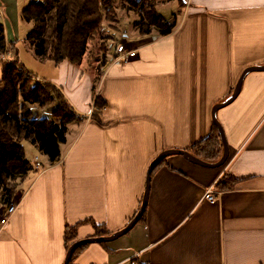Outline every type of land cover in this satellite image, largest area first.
<instances>
[{
	"label": "crops",
	"instance_id": "obj_1",
	"mask_svg": "<svg viewBox=\"0 0 264 264\" xmlns=\"http://www.w3.org/2000/svg\"><path fill=\"white\" fill-rule=\"evenodd\" d=\"M17 1L0 0L4 19L16 20ZM172 2L173 32L127 36L137 49L129 62L100 66L98 76L86 75L85 62L53 63L38 78L82 120L67 127L59 159L42 157L44 169L21 183L17 210L0 228V264H64L65 232L75 231L76 243L125 228L154 159L206 138L214 106L228 101L244 70L264 67V0ZM96 80L106 104L99 121L91 117ZM241 85L214 114L227 161L207 168L164 158L151 172L143 220L114 241L85 245L70 264H264V71L247 72ZM223 177L236 180L230 190L216 188ZM211 187L213 203L203 199Z\"/></svg>",
	"mask_w": 264,
	"mask_h": 264
},
{
	"label": "trees",
	"instance_id": "obj_2",
	"mask_svg": "<svg viewBox=\"0 0 264 264\" xmlns=\"http://www.w3.org/2000/svg\"><path fill=\"white\" fill-rule=\"evenodd\" d=\"M165 1L170 0H43L28 3L21 17L32 27L26 39L38 60L54 65L64 62L79 65L88 54V43L100 37L103 21L113 20L114 4H118L120 9L141 10V19L135 24L139 35H150L154 31L161 37L171 34L175 21L167 22L156 10L157 4ZM176 2L179 9L185 4L184 0ZM13 47L14 43L6 41L4 26L0 23V210L16 201L18 184L39 171L27 161L22 144L31 145L46 157L48 163L54 164L60 157V145L66 141L67 127L82 120L57 87L32 76L16 60H4ZM96 86L97 80L92 87L94 96ZM93 105L95 111L91 117L99 121L106 104L97 95ZM28 106L46 109L47 115L41 118ZM211 129L206 138L187 151L200 160L215 164L221 159L223 145L215 124ZM235 181L223 177L216 188L230 190ZM144 213L139 221L143 220ZM74 233L73 230L65 232L67 251L75 243ZM104 235L96 232L95 236ZM84 246L77 247L70 263Z\"/></svg>",
	"mask_w": 264,
	"mask_h": 264
},
{
	"label": "rangeland",
	"instance_id": "obj_3",
	"mask_svg": "<svg viewBox=\"0 0 264 264\" xmlns=\"http://www.w3.org/2000/svg\"><path fill=\"white\" fill-rule=\"evenodd\" d=\"M43 0H18L17 1V8L18 14L15 18H13L12 14L8 15V19H4L5 17L2 16V12L0 9V23L4 26L6 25V36H8L12 41H6L8 43H14V47L9 55L4 56L5 61H10L12 59L16 60L26 72H29L32 76L36 78H40L41 75H48L51 70V66L53 63L49 61H40L38 60L32 51L29 49L28 42H27V33L31 30V25L23 22L21 18V12L25 9V6L30 3H39ZM172 0L159 2L157 4L156 10L157 12L168 22H172V15L174 14L175 5ZM114 17L113 20L108 21L104 20L101 25L100 30V37L97 38L95 41L88 43V54L83 57L81 62H85V73L86 75H100V66H107L105 65V61L109 60V56L111 53L106 54L108 43L113 42H121L120 39L122 36L126 35L129 38H133L139 35L137 32V28L135 24L139 22L141 19V10L130 9L129 7H125L124 9H120L118 4H114ZM4 22L6 24H4ZM5 36V32H4ZM115 43L113 44V46ZM126 46L132 49L131 44H126ZM107 55V56H106ZM47 64V65H44ZM50 66V67H49ZM33 111V113H37L41 118L46 116V109L41 110L35 106H28ZM78 122V121H77ZM23 149L25 150V156L29 163L32 162L33 157H38L39 161L41 162L42 156L35 150L32 146L27 143L22 144ZM20 187V183L18 184L16 197L18 196V189ZM15 197V198H16ZM17 199V198H16Z\"/></svg>",
	"mask_w": 264,
	"mask_h": 264
},
{
	"label": "water",
	"instance_id": "obj_4",
	"mask_svg": "<svg viewBox=\"0 0 264 264\" xmlns=\"http://www.w3.org/2000/svg\"><path fill=\"white\" fill-rule=\"evenodd\" d=\"M255 70L264 71V67H255V68H249L247 70H244L243 74L241 75L239 81L236 84V87H235L232 95H230V97L228 98V101L224 102L223 104H218V105L214 106V109L211 112L213 122L219 131L221 143L223 145V152L221 155V159L218 162H216L215 164H210V163H207L203 160H200V159L194 157L188 151L186 152V151H182V150H172V151H164V152L160 153L158 155V157H156L154 159V161L149 165V167L147 169L145 193H144L142 201H141L142 204H141L139 210L133 216L134 218L132 219V221L125 228L118 231V233H115V234H112L109 236H104V237H93V238H90L88 240L76 241V243H73L69 247V250L67 251L64 262H63L64 264L70 263L69 261L71 259V256L74 254L77 247L82 246V245H87L90 243L105 244L106 242L114 241V240L118 239L120 236L127 234L132 229V227L139 222L141 216L143 215V213L146 209V205H147L146 201H147L149 191H150L149 186H150L151 172L153 171V169L155 167H157L159 165V163L162 160H164V158L169 157V156H173V155H179V156L185 158L186 160H189L190 162L194 163L195 165H198L200 167L203 166V167H207V168L220 167L227 161V159H228V145H227L226 140H225L223 129L221 128L220 124H218V122L216 121L214 114L216 113L217 110L227 107L230 103H232L234 101V99L238 96V94L241 90V86H242L241 82H242L243 76L247 72H251V71H255Z\"/></svg>",
	"mask_w": 264,
	"mask_h": 264
},
{
	"label": "built area",
	"instance_id": "obj_5",
	"mask_svg": "<svg viewBox=\"0 0 264 264\" xmlns=\"http://www.w3.org/2000/svg\"><path fill=\"white\" fill-rule=\"evenodd\" d=\"M126 35L122 36L120 39L121 42H113L108 43L106 45L107 50L106 54L111 53L109 56V60H106L105 65L112 66V64L116 63H126L129 62V60L134 59L137 57V49H130L126 46L128 42L126 41ZM115 45L113 46V44ZM109 52V53H108ZM107 56V55H106ZM31 164H33L34 168L37 170H43L44 166L39 161L38 157H33ZM219 195V192L215 191L213 187L207 189L205 193L203 194V199L207 200L211 203L217 201V197ZM17 203L15 201L11 202L9 205H6L3 207L2 213L0 214V228L4 227L5 224H7L8 220L14 215V213L17 210ZM120 264H137V261L134 258H130L127 261H124Z\"/></svg>",
	"mask_w": 264,
	"mask_h": 264
}]
</instances>
